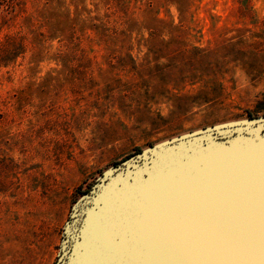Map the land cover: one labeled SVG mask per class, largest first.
I'll return each mask as SVG.
<instances>
[{
	"label": "rangeland",
	"instance_id": "1",
	"mask_svg": "<svg viewBox=\"0 0 264 264\" xmlns=\"http://www.w3.org/2000/svg\"><path fill=\"white\" fill-rule=\"evenodd\" d=\"M264 116V0H0V264H55L139 149Z\"/></svg>",
	"mask_w": 264,
	"mask_h": 264
},
{
	"label": "water",
	"instance_id": "2",
	"mask_svg": "<svg viewBox=\"0 0 264 264\" xmlns=\"http://www.w3.org/2000/svg\"><path fill=\"white\" fill-rule=\"evenodd\" d=\"M55 264H264V116L106 170L73 207Z\"/></svg>",
	"mask_w": 264,
	"mask_h": 264
},
{
	"label": "trees",
	"instance_id": "3",
	"mask_svg": "<svg viewBox=\"0 0 264 264\" xmlns=\"http://www.w3.org/2000/svg\"><path fill=\"white\" fill-rule=\"evenodd\" d=\"M250 118H253V117H250ZM143 151V149H139V150H137V152H135L134 154H131L130 156H128L127 158H125V159H128V158H130V157H132V156H134V155H136V154H138V153H141ZM124 159V160H125ZM120 163V162H119ZM119 163H117V164H119ZM116 164V165H117ZM91 189V188H90ZM90 189L89 190H87L85 193H88L89 191H90Z\"/></svg>",
	"mask_w": 264,
	"mask_h": 264
}]
</instances>
